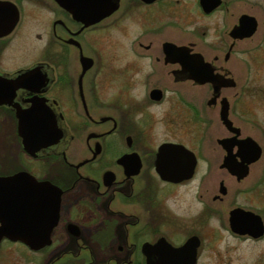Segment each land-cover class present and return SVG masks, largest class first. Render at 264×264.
I'll list each match as a JSON object with an SVG mask.
<instances>
[{
    "label": "flooded vegetation",
    "instance_id": "af4514ba",
    "mask_svg": "<svg viewBox=\"0 0 264 264\" xmlns=\"http://www.w3.org/2000/svg\"><path fill=\"white\" fill-rule=\"evenodd\" d=\"M118 1L113 13L86 26L54 0H0V78L12 81L0 89L7 99L0 100V177L25 174L13 181L20 185L12 201L16 220L18 192H29L27 224L20 227L28 232L26 239L36 235L35 219L39 234L48 222L50 193L32 184L47 182L59 191L49 244L32 249L19 238L2 236L0 264H264L258 252L248 257L241 251L207 249L220 237L217 230L208 233L214 213L210 200L221 203L228 195L223 179L217 192L208 195L207 179L220 176L212 167L199 186L200 218L188 210L179 215L167 203L173 188L193 179L200 159L219 160L218 169L236 182L247 177L238 180L222 166L227 149L220 141L236 154L234 130H239L235 139L252 137L242 135L230 116L232 98L246 92L232 63L240 68L243 41L264 33V0ZM120 14L124 41L104 47L94 32ZM244 14L254 17L256 28L249 37L235 36L232 31ZM211 32L217 34L213 42L206 40ZM210 70L218 75L216 83L196 80L209 78ZM20 76L16 86L13 81ZM225 106L233 130L221 118ZM24 110L53 113L61 138L38 148L24 146L16 116ZM195 117L205 122L198 142L191 128ZM210 135L216 136L211 150ZM170 144L195 156L191 178H161L157 165L174 162L172 149L161 148ZM181 157L185 164L188 156ZM235 159H241L239 154ZM36 192L42 202L35 208ZM233 208L227 217L219 211L223 228L240 241L262 240L264 233L232 231Z\"/></svg>",
    "mask_w": 264,
    "mask_h": 264
},
{
    "label": "water",
    "instance_id": "95a60500",
    "mask_svg": "<svg viewBox=\"0 0 264 264\" xmlns=\"http://www.w3.org/2000/svg\"><path fill=\"white\" fill-rule=\"evenodd\" d=\"M58 5H60L63 9L69 12L72 17L82 22L84 25H91L101 21L103 18L109 16L113 13L119 5L118 0H54ZM14 18H12L8 26H11V22ZM15 20V19H14ZM256 28V21L254 17L248 15H242L239 19V26L233 29L232 34L239 37H249L253 34ZM8 30V29H5ZM8 32V31H5ZM5 34V33H3ZM176 47V46H175ZM179 48V47H177ZM196 57H198L196 55ZM208 65V64H206ZM192 77V75H189ZM196 78L197 75H194ZM218 77V75H216ZM216 76H213L210 70V77L198 79L199 82H207L211 81L212 83H216ZM23 76L16 78L13 82L19 85ZM230 81V79H227ZM11 80H6L0 78V89L1 91L8 87L7 83H11ZM222 84V83H220ZM4 85V86H3ZM218 88V87H217ZM217 90V89H216ZM11 96L8 97L10 99ZM2 94H0V100H5ZM7 100V99H6ZM16 116L19 120V133L23 139L24 146L30 148L32 144H34V148L47 146L59 140L61 138V131L56 126V119L53 113L49 112H36V111H23L17 112ZM221 118L225 125L231 128V121L228 119L227 107L225 106L221 112ZM235 135H239V130L236 128ZM233 138V142L237 144L238 151L236 154H233L228 142H224L225 140H221L224 147L227 149V155L224 159V163L222 166L226 167L231 173L236 175L238 180L243 179L247 176L249 172V165L256 162L262 153V147L256 142L252 137H245L242 139ZM32 148V147H31ZM161 148H170L172 149V154L170 155L171 161L174 160L173 165L171 167H166L164 165L165 160L163 155L158 153V161L162 162V167H158L157 171L160 174L163 180L178 182L181 180L189 179L192 177L196 165V158L191 153L185 150V148L181 145L170 144L168 146L164 145ZM159 149V151L161 150ZM186 154L188 156V160H186L185 164L182 162V155ZM240 156V160L237 161L235 156ZM25 174H15L9 177H0V238L2 236L8 237L12 240H16L19 238L22 242L27 244L32 249L41 248L47 244H49V233L57 220L58 214V206H59V191L55 190L52 185L47 182H34L35 189L44 190L45 192H49V200L45 201V210L48 209L47 220L48 222L43 225L44 231H42V235L39 234L40 224H37L38 219L34 220L35 224V237L31 239H26L28 236V232L25 231L27 219H25V215L29 210V203L27 196L29 192L27 190H19L18 194L20 196V204L18 205L17 212L18 217L14 220L13 217V195L16 191V186L20 185V183L13 182L15 179H20ZM25 177V176H24ZM33 181V180H31ZM24 186L28 185V182L22 183ZM225 187L223 184H220V193L224 194ZM17 193V192H16ZM37 193H35V208L41 203V200L37 199ZM22 198V199H21ZM46 216V214H45ZM229 221L230 228L232 231L236 233H244L249 232L253 236H261L264 233V226L262 222V218L255 214L252 211L244 210L242 208L236 207L230 210L229 212ZM250 228V229H249ZM24 235H20V234ZM41 235V236H40ZM24 238V239H23Z\"/></svg>",
    "mask_w": 264,
    "mask_h": 264
},
{
    "label": "rangeland",
    "instance_id": "374dc122",
    "mask_svg": "<svg viewBox=\"0 0 264 264\" xmlns=\"http://www.w3.org/2000/svg\"><path fill=\"white\" fill-rule=\"evenodd\" d=\"M112 25L116 27L110 29L109 27ZM95 31L94 35L97 36L95 40L104 47L109 43L117 44L118 42L124 41L125 29L123 16L120 14L119 18L115 20L113 24H107ZM130 36L131 39H133L135 31H132ZM216 38L217 34L211 32V34L207 35L206 40L213 42ZM242 46L244 52L241 56V66L240 68L237 67L234 62L232 66L235 70L234 75H236V78L243 81L244 91L246 92L237 99L232 98L230 116L234 124L241 127L242 135H251L260 143L262 147L261 157L257 162L250 165L249 174L240 182H236L235 179L227 176L224 171L218 169L219 160L214 159L208 163L206 160L200 159L201 161L198 164L193 179L176 186V189L173 188V190L170 191L171 194L167 203L169 207L179 215L188 210L190 215L193 214L195 220L200 218L202 215L199 216L197 214L202 207L198 199L199 186L205 178L206 169L212 167L218 171L220 176L214 178L211 183H207L206 187L209 188L208 195L211 197L217 192L218 181L222 179L228 188V195L221 203H213L212 200H210V204H212L214 208V213L209 217L211 222L208 226V233H213V231L217 230L215 234L219 233L220 237L214 238V247L210 245L207 249L241 251L242 255L248 257H252L258 252L261 257V255H264V237L257 242L248 240L240 241L232 237L229 234L230 232L225 230L226 228H223L225 225L221 224V221L218 220L221 218V211H224V217H227V211L229 209L235 206H241L260 214L264 221V33L261 32V30L258 31V33L251 38L245 39ZM200 89L206 88L203 87ZM210 115L214 114L210 113ZM212 119L215 124V119ZM215 125L217 126V124ZM191 128H195V142H198L199 138L203 135L205 122H203V120L199 121V119L195 117L194 124H191ZM218 131L220 133L222 132L219 125ZM209 137H212L209 140L211 150L213 146H216L214 141V137L216 136L210 135ZM211 153L216 155L214 151ZM206 194L207 193H203L205 200ZM249 259L250 258H248V260Z\"/></svg>",
    "mask_w": 264,
    "mask_h": 264
},
{
    "label": "bare ground",
    "instance_id": "6f19581e",
    "mask_svg": "<svg viewBox=\"0 0 264 264\" xmlns=\"http://www.w3.org/2000/svg\"><path fill=\"white\" fill-rule=\"evenodd\" d=\"M213 176H214V175H212L210 178L207 179V183H208V184L211 183L212 180L214 179Z\"/></svg>",
    "mask_w": 264,
    "mask_h": 264
}]
</instances>
